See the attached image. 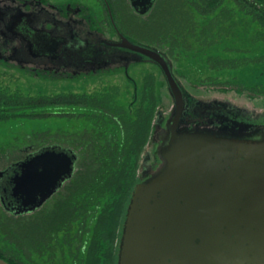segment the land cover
Returning <instances> with one entry per match:
<instances>
[{"label": "water", "instance_id": "1", "mask_svg": "<svg viewBox=\"0 0 264 264\" xmlns=\"http://www.w3.org/2000/svg\"><path fill=\"white\" fill-rule=\"evenodd\" d=\"M103 2L119 35L113 45L156 64L173 100L159 149L163 164L133 189L117 264H264V127L231 135L180 129L184 90L167 57L121 34ZM154 2L130 0L140 15ZM72 165L73 157L52 150L19 164L11 194L21 207L12 214L41 206L71 176ZM0 264L10 263L0 258Z\"/></svg>", "mask_w": 264, "mask_h": 264}, {"label": "trees", "instance_id": "2", "mask_svg": "<svg viewBox=\"0 0 264 264\" xmlns=\"http://www.w3.org/2000/svg\"><path fill=\"white\" fill-rule=\"evenodd\" d=\"M236 1L230 7L225 0H180L181 9L177 12L176 6L175 15L180 13L181 21L177 24L172 22L174 28L168 36L182 35L184 37H180L186 45L187 37L191 35L196 37L197 42L200 39L198 44L205 47L210 45L208 35L217 29L218 35H230L238 40L243 36L246 41L248 38L256 45L263 43L264 0H255L257 5L249 0ZM195 11L201 17L200 23L194 19ZM202 34L206 35L204 39L200 37ZM190 46L188 44L187 48ZM247 54L248 51L242 53L240 66L249 63ZM213 59L222 61L218 56ZM232 59L227 61L235 62L231 63L235 67L239 66L237 58ZM131 84L134 92L128 108L115 85L95 94L71 92L33 97L0 90V121L17 117L37 118L35 112L40 108L62 112L61 115L69 116L71 120L73 118V123L77 122L72 128L77 132L81 130L78 138L87 143L89 157L77 166L70 183L55 198L52 207H47L38 215L40 237L37 241L32 234L37 221L34 218L30 217L18 229L20 232L0 221L3 248L0 249V258L10 264H34L33 253L38 251L42 257L39 264H45L47 259L50 264H115V238L120 239L133 189L141 182L138 174L139 155L149 140L154 112L160 100L156 84L161 83H157L152 74L144 78L140 89L135 80ZM220 105L222 111L216 112L215 117L225 122L227 104ZM235 111L236 120L242 117V122L248 121L243 114H239L240 110ZM260 119H264V116ZM219 134L229 135L227 132ZM4 186L9 189L8 184ZM97 211L103 214L98 215L94 226L91 219ZM82 230H91V241L84 253L80 247H74V242L79 239L78 232Z\"/></svg>", "mask_w": 264, "mask_h": 264}, {"label": "rangeland", "instance_id": "3", "mask_svg": "<svg viewBox=\"0 0 264 264\" xmlns=\"http://www.w3.org/2000/svg\"><path fill=\"white\" fill-rule=\"evenodd\" d=\"M46 1L52 3L79 1L89 9L90 14L94 17L93 19L100 23V26H102L100 29L105 31L106 37L109 38L113 34L100 0ZM107 1L110 3L117 28L131 37L135 43L164 53L172 65L171 69L174 76L188 95H192L194 99L201 103L222 102L232 105L251 114L250 116L253 118L264 116V41L256 45L248 38H246V41L243 36L240 37L243 40H238L233 39L230 35H218L219 31L215 29L216 32L207 34L210 42L209 46L202 47L198 44L201 40L199 39L197 42L196 37L191 35L189 38L188 35L186 36V45H184L185 41L181 38L184 36H168L174 28L172 22L175 21L177 24L181 21L180 13L175 15L176 6L177 12L181 9L180 0H155L153 7L145 15L136 14L128 0ZM249 1L257 5L255 0ZM3 2L13 5L10 0H0L1 7L4 5ZM225 2L229 3L230 7L237 3L236 0H225ZM194 19L199 23L201 21V17L198 16L196 11ZM209 22L211 23V21ZM220 23L219 19L218 25ZM197 27L199 26L197 25ZM200 37L204 39L206 35L202 34ZM188 44L191 45L189 48H187ZM247 51V61L249 63L240 66L243 61L241 58L242 53ZM217 56L222 61L213 59ZM232 58H237V65L240 67L231 64L235 62L227 61L234 60ZM12 65L14 63L9 64L10 67ZM28 67L30 66L28 65ZM229 67L231 69H227ZM150 74L155 77L157 83H161L156 84L159 88L157 90L160 100L156 105L154 119L158 113L163 115L170 113L172 100L163 80L161 69L150 61L133 62L126 70L115 68L72 79H45L0 65V90L33 97L71 92L95 94L101 92L107 86L115 85L119 89L121 100L128 108L134 92L131 82L135 80L140 89L144 78ZM48 109H38L35 112L37 118L17 117L0 121V172L13 163L20 161V159L23 160L31 149L35 148L36 150L54 144L64 147L71 146L77 149L79 152L77 166L88 160L87 143L78 138V133L81 130L77 132L72 128L77 122L73 123L72 120L74 119L71 120L69 116L61 115L62 112ZM64 112L67 113V111ZM260 120V123H264V119ZM151 134L139 155V167L142 156L150 148ZM139 171L140 168L138 173ZM4 181L1 183L2 186L5 185ZM53 203L54 201L48 205L49 209ZM29 219V214L16 216L6 211L1 204L0 197V221L18 232V229L23 227ZM1 238L3 239V236ZM0 249H3L1 242Z\"/></svg>", "mask_w": 264, "mask_h": 264}, {"label": "flooded vegetation", "instance_id": "4", "mask_svg": "<svg viewBox=\"0 0 264 264\" xmlns=\"http://www.w3.org/2000/svg\"><path fill=\"white\" fill-rule=\"evenodd\" d=\"M128 1L130 3V0ZM10 2L13 5L3 2V7L0 6V65L4 67L15 68L17 71L30 73L35 77L45 79H72L115 68L126 70L131 63L140 61V58L135 54L126 52L113 45L114 42L119 40V35L111 24L103 0H100V2L105 10L109 27L113 32L109 38L105 36V31L100 29L102 28L100 23L93 19L94 17L90 14L89 9L79 1L52 3L46 0H10ZM133 11L140 15L134 9ZM120 32L124 36L131 38L124 32ZM10 63H14V65L10 67ZM220 104L222 102L201 103L194 99L192 95L184 92V110L179 128H201L218 133L240 134V132L244 133L252 130V128L264 127V123H257L260 118H253L250 116L251 114L243 110H240L239 114H243V118L246 117L248 121L246 123L242 122V117L236 120L234 118L235 114H237L235 109L238 108L232 105H227L225 109L228 115L225 122L221 121L219 117H215L216 112L222 111L220 110ZM172 114L173 100L170 113L168 115L158 113L153 120V131L149 142L150 148L142 156L139 167L140 171L138 174L141 181L148 178L163 164L159 149L163 139L168 135L167 132L171 125L169 121ZM46 150H52L57 153L63 152L73 157L71 176L61 179L52 196L41 206L26 214H29L36 221L38 215L43 213L44 209L63 193L70 183L72 176L77 170V161L79 160L77 149L64 147L59 144L37 148L36 150L35 148L31 149L23 160L20 159V161L13 163L2 171L0 176V197L4 200V209L6 211L12 213L21 207L20 200L12 196V188H10V186H13V177L20 172L19 164ZM3 180H5V185L8 184L9 189H7V186L2 187L1 181ZM100 214H103V212L97 211L96 216L91 219L94 226ZM38 224L37 220L32 233L36 241L40 237L37 229ZM90 232L91 230L78 232L79 239L74 242L75 249L80 247V250L84 253L91 241ZM119 240L116 237L114 242L115 264H117ZM32 261L34 264L41 263L42 257H40L38 251H34ZM49 262V259H47L44 263L50 264Z\"/></svg>", "mask_w": 264, "mask_h": 264}]
</instances>
